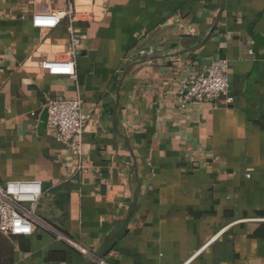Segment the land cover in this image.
Masks as SVG:
<instances>
[{"label": "crops", "instance_id": "0c3cea01", "mask_svg": "<svg viewBox=\"0 0 264 264\" xmlns=\"http://www.w3.org/2000/svg\"><path fill=\"white\" fill-rule=\"evenodd\" d=\"M69 6L100 14L34 26ZM71 26L76 80L42 67ZM216 59L229 94L183 105ZM47 98L82 100V160L47 133ZM0 181L40 182L38 215L112 264H264V0H0ZM0 264L96 263L36 231L0 233Z\"/></svg>", "mask_w": 264, "mask_h": 264}, {"label": "built area", "instance_id": "2783aa9c", "mask_svg": "<svg viewBox=\"0 0 264 264\" xmlns=\"http://www.w3.org/2000/svg\"><path fill=\"white\" fill-rule=\"evenodd\" d=\"M100 11L94 8L90 13L73 11V8L52 13H39L33 16L36 28L52 30L62 20L69 18L73 23L92 21L99 17ZM70 42L66 58H55L43 62L42 67L53 76H69L76 80L77 58L82 46V38L71 26ZM230 63L225 59H216L205 72L188 75L181 83L179 97L183 105L191 103H216L223 95H228L231 88ZM47 112V133L57 142L64 144L79 160L84 155V135L91 122V116L84 113L83 102L47 98L44 102ZM79 170L86 172L85 166ZM44 196L40 182H1L0 181V233L6 236H31L36 231L51 233L57 241L65 242L78 250L83 256L96 264H112L100 259L92 252L76 244L54 226L45 222L37 213Z\"/></svg>", "mask_w": 264, "mask_h": 264}]
</instances>
